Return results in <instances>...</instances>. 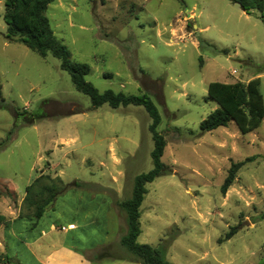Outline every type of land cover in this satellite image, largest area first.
Instances as JSON below:
<instances>
[{
	"label": "rangeland",
	"instance_id": "rangeland-1",
	"mask_svg": "<svg viewBox=\"0 0 264 264\" xmlns=\"http://www.w3.org/2000/svg\"><path fill=\"white\" fill-rule=\"evenodd\" d=\"M241 11L230 0H53L45 10L70 59L90 65L86 80L99 91L145 93L156 105L165 170L145 184L137 241L161 248L174 264H264V119L245 134L233 121L199 127L217 107L207 96L211 81L260 73L264 102V23L258 10ZM3 13L0 0V207L20 203L34 222L25 186L41 173L58 176L67 189L39 218L46 230L55 221L56 231L43 235L39 256L76 264V254L103 244L100 260L89 264H137L119 259L134 258L120 244L126 214L119 202L152 167L151 118L138 105L92 107L59 59L5 38ZM236 161L244 163L222 194ZM86 211L95 218L87 226ZM8 247L9 257L36 264L22 241L9 239Z\"/></svg>",
	"mask_w": 264,
	"mask_h": 264
},
{
	"label": "trees",
	"instance_id": "trees-1",
	"mask_svg": "<svg viewBox=\"0 0 264 264\" xmlns=\"http://www.w3.org/2000/svg\"><path fill=\"white\" fill-rule=\"evenodd\" d=\"M53 0H4L3 19L6 24L5 38L23 43L31 50L45 57L50 54L59 59L60 68L65 70L73 86L90 98L92 107L108 103L115 108L120 105L142 106L151 118L149 131L152 136L153 147L150 152L152 167L137 174L133 180L130 197L119 202L126 214V232L120 237V244L132 255V260L141 264H174L166 259L164 251L146 243H140L137 238L140 234V205L146 193L145 184L163 174L165 165L161 156L166 145L164 135L157 130L160 114L156 105L145 93L126 94L114 92L111 89L99 91L85 75L90 71L86 62H77L70 59V52L66 45L61 43L53 33L49 20L45 15L47 6ZM250 14L254 10L260 12L259 18L264 23V0H230ZM258 77L247 82L236 80L231 82L211 81L207 84V96L214 100L217 107L204 117L199 127L202 131H210L219 126H226L233 121L242 134L248 133L260 126L264 119V102L259 88ZM246 157L244 161L250 160ZM244 161L231 162L227 175L220 185V192L224 194L234 180L238 168ZM67 189V185L60 177H51L41 173L25 186L24 201L31 217L40 218L46 206L52 203L56 196ZM0 193H2L0 187ZM5 195L14 198L13 193L6 191ZM264 218V213H262ZM236 231L231 227L225 234L230 238ZM12 262L22 264L17 259L12 261L8 255L0 253V264Z\"/></svg>",
	"mask_w": 264,
	"mask_h": 264
},
{
	"label": "crops",
	"instance_id": "crops-1",
	"mask_svg": "<svg viewBox=\"0 0 264 264\" xmlns=\"http://www.w3.org/2000/svg\"><path fill=\"white\" fill-rule=\"evenodd\" d=\"M241 12L244 15L248 14L243 10ZM255 77H258L260 80L261 74L257 73L253 76H248L247 78L241 79V81L247 82L248 80L255 78ZM260 84H261V81H260ZM260 84H259V88H260ZM0 208H2V209H0V213H2L4 216L2 218L1 223H0V253L8 255V253L6 252L10 248V247H8V240L13 239L17 242L22 241V243L26 249V252L30 256H32V258L36 264H51L47 260V258H41L39 256L40 253L37 251L40 250V248H41L42 241L44 238L43 235H46L48 231L56 232L55 227H54L55 221H51L48 230H46V228L38 225L39 224V218L34 220V222H31L32 219L27 217L25 214H23L21 212L20 203H19V207L16 210L10 208L8 205H3ZM83 217L86 218V219H84L85 220L84 223L86 224V226L88 224L95 223L94 215H92V218L90 219L88 211L84 212ZM69 225H70L71 229H77L79 227V224L77 221H70ZM34 228L37 229L36 234H32V236L27 235V236L22 237L23 235H26L25 233H27V231H30L31 229H34ZM67 228H68L67 226H66V228L64 227L65 230ZM99 245L100 244H98V245L95 244L94 246H91L90 248H86L85 250H82V254H76V257L74 258L75 263L76 264H78V263L79 264H89L90 262L100 260V257H99L100 255L98 253L95 255L96 249H98L96 247ZM101 245H103V244H101ZM101 245H100V247H101ZM91 253H93V257L91 255ZM14 256L15 255H13L11 257L14 259H17L19 262H21L18 258H15ZM61 258L64 259V256H61ZM109 258H112V257H109ZM119 259H122L124 261H133L137 264H141V263L136 262L132 259H127V258H119ZM22 264H24V263H22ZM25 264H27V262Z\"/></svg>",
	"mask_w": 264,
	"mask_h": 264
},
{
	"label": "built area",
	"instance_id": "built-area-1",
	"mask_svg": "<svg viewBox=\"0 0 264 264\" xmlns=\"http://www.w3.org/2000/svg\"><path fill=\"white\" fill-rule=\"evenodd\" d=\"M233 71H234V70H233ZM233 71H232V72H233ZM63 228H64V227H63Z\"/></svg>",
	"mask_w": 264,
	"mask_h": 264
}]
</instances>
